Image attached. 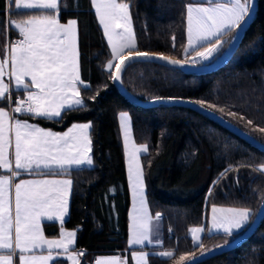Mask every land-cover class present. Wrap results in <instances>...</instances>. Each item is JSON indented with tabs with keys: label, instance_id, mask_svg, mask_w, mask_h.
Here are the masks:
<instances>
[{
	"label": "trees",
	"instance_id": "trees-1",
	"mask_svg": "<svg viewBox=\"0 0 264 264\" xmlns=\"http://www.w3.org/2000/svg\"><path fill=\"white\" fill-rule=\"evenodd\" d=\"M119 1L129 4L140 51L188 63L184 54L186 7L206 0ZM66 2L67 9L60 6L59 21H77L80 78L89 85L80 88L86 108L62 113L59 122L22 118L59 132L74 123L92 125L94 166L65 174L72 181V195L63 227L77 233L75 251L83 253L79 264H93L101 256H122L127 250L130 195L117 121L120 112L130 115L134 141L147 147L141 156L146 201L152 216L161 215L163 249L173 253L171 258L149 255L148 264H182L236 238L238 235L205 233L194 243L188 231L206 228L212 206L246 208L253 218L264 197V174L259 170L264 166V154L189 110L167 106L145 110L128 104L113 87L112 72L107 70L111 55L90 0ZM5 8V0H0V51L6 42ZM13 17L26 19L27 15ZM233 34L230 31L220 39L222 52ZM122 85L141 100L177 98L198 103L264 145V0H258L253 22L233 57L217 71L190 76L137 63L125 71ZM6 106L5 100L0 101V107ZM43 228L49 237L58 234L57 224H44ZM52 264L67 262L55 260ZM201 264H264V219L238 248Z\"/></svg>",
	"mask_w": 264,
	"mask_h": 264
},
{
	"label": "snow or ice",
	"instance_id": "snow-or-ice-1",
	"mask_svg": "<svg viewBox=\"0 0 264 264\" xmlns=\"http://www.w3.org/2000/svg\"><path fill=\"white\" fill-rule=\"evenodd\" d=\"M91 3L104 27L112 55L120 62L114 65L110 61L107 64L109 70L114 67L120 69L125 61L130 65L133 53L137 58H150L147 52L137 48L128 3L117 0H91ZM207 3L210 6L186 7L188 42L185 51L195 50L200 57V60H191L192 64L208 60L219 50L222 35L239 28L245 17L254 12L252 0H228L227 3L215 4L207 0ZM9 5L17 10V15H27V19L10 20L7 16ZM60 5L67 9L66 0H6L5 23L18 30L22 39L15 45H9L6 56L0 59V100L11 101L9 83L4 81L6 74L10 81L14 80L17 89L27 91V99H18L10 111L0 108V170L9 173L0 175V264H14V258H18L20 264H49L53 259L52 250L62 249L68 253L69 245L73 244L76 236L74 231L63 230L65 217L69 213L72 181L42 179L14 182L21 171L32 174L41 170L40 174L43 175V170H47L48 175L56 176L66 174L73 167L79 168L85 164L91 166L93 163L89 155L92 150L90 123H74L61 134L22 121L14 115L59 122L62 113L66 115L69 111L86 108L80 97V87L89 85H85L80 78L77 21L72 19L66 24L60 23ZM118 28L122 31L117 32ZM0 31H3L2 25ZM159 59L183 67L180 60L164 56ZM115 79L120 81L121 75H115ZM33 88L38 91H32ZM120 120L122 124L127 121V114L121 113ZM127 136L125 127L126 141ZM10 148L14 149L11 158ZM145 150L146 147L137 151ZM129 179L134 199L130 244L143 247L146 243H153V216L146 205L143 172L139 162L133 171L130 161ZM137 196L138 207L135 204ZM211 213L212 229L223 230L227 235H232L233 230L243 229L250 216L246 208L212 207ZM160 218L161 215L157 213L155 220L159 221ZM42 219L58 221L63 239H46L41 228ZM190 231L193 239L199 243L197 234L204 229L194 227ZM37 249H47L49 255L34 254ZM159 255L171 258L173 253L164 251ZM147 256V252L141 251L134 259L137 264H148ZM68 258L72 264H78L75 257ZM97 264H126V261L115 257L99 260Z\"/></svg>",
	"mask_w": 264,
	"mask_h": 264
},
{
	"label": "water",
	"instance_id": "water-1",
	"mask_svg": "<svg viewBox=\"0 0 264 264\" xmlns=\"http://www.w3.org/2000/svg\"><path fill=\"white\" fill-rule=\"evenodd\" d=\"M253 6H254V12H250L248 16L245 17V21L241 23V26L235 30L234 36L231 39L229 45L223 52L219 58H217L215 61H213L211 64L206 66H194L187 62H183V67L181 66H173L169 63H167L165 60L159 59L160 56H164L169 59L173 60H179L174 57L166 56L159 53H153V52H147L149 54L150 58H137L135 57L133 53L132 57V63L128 65L127 61H125V65H121L120 69L114 68L113 74H112V84L114 89L117 91V93L131 106L139 108V109H153L157 108L159 106H167V107H176L181 109H186L191 112H194L207 120L211 121L215 125L221 127L228 133L234 135L239 140L243 141L253 149L261 152L264 154V145L251 137L246 132L242 131L232 123L228 122L221 116L217 115L213 111L209 110L208 108L195 103L190 100L186 99H177V98H156V99H150V100H141L136 98L134 95H132L130 92H128L122 85V76L125 73V71L132 65L137 63H151L155 65L164 66L167 68H171L174 70H177L185 75L190 76H202L211 74L218 69L222 68L224 65H226L230 59L233 57L234 53L236 52L237 48L239 47L246 31L250 27L251 23L253 22L254 15L257 10L258 6V0H252ZM181 61V60H180ZM120 62L117 61L116 64H119ZM120 74L121 80L116 81L115 75ZM264 219V197L256 211V214L254 215L253 219L251 220L248 227L239 234L236 238L231 240L230 242L226 244H222L219 246H216L214 248H211L195 257L190 258L186 262L182 264H201L205 261H208L212 258L218 257L222 254H225L229 251H232L236 248H238L240 245H242L244 242H246L250 237H252L255 232L259 229L262 221Z\"/></svg>",
	"mask_w": 264,
	"mask_h": 264
},
{
	"label": "crops",
	"instance_id": "crops-1",
	"mask_svg": "<svg viewBox=\"0 0 264 264\" xmlns=\"http://www.w3.org/2000/svg\"><path fill=\"white\" fill-rule=\"evenodd\" d=\"M63 7V5H60ZM5 7H6V0H5ZM9 8V11L7 13V16L10 20H22V19H16L13 17L14 14H17V10L13 7V6H8ZM60 9V8H59ZM25 11H30V10H25ZM94 12V11H93ZM95 14V13H94ZM59 15V13H58ZM96 17V16H95ZM27 19V18H26ZM68 22V21H67ZM66 22V23H67ZM61 23V22H60ZM66 23H62V24H66ZM13 33V34H12ZM11 34L14 36V37H20L18 35V30H16L14 27H11L10 25L6 24V42H5V46L4 48L0 51V59L4 58L6 56V52L8 50V47H9V44H8V41H9V37L11 36ZM22 38V37H20ZM77 39H78V31H77ZM78 44V42H77ZM9 70H10V65H9ZM80 71V69H79ZM4 81L6 83H9V87H10V90H11V97L12 98H18V99H27V91L23 90V89H17L15 87V83H14V80L13 81H10L9 80V77L8 75L6 74L5 77H4ZM85 85H87L86 83H84ZM83 87V86H81ZM80 87V88H81ZM32 91H38V89H31ZM0 101H4V100H0ZM7 102V106L6 107H0V108H4L5 110H8L10 111L11 108H14V107H10L9 104H8V100H5ZM10 114H12L10 112ZM16 116V118H19L21 119L22 121H27L28 123H31V124H34L24 118H22V115L21 114H14ZM37 125V124H35ZM73 125V124H72ZM72 125H70L68 128H66L64 131H55V130H51V129H46V130H50V131H53V132H56V133H64L66 132ZM40 127V126H39ZM13 148H10L9 149V155H10V158L12 157V152H13ZM77 167H73L72 169H75ZM71 170V169H70ZM40 171L41 170H36L35 172H33L32 174H29L27 172H23L21 171V174L18 178H16V180L14 182H18L19 180H42V179H70L68 176H66L65 174H57L56 176H51V175H48L47 174V170H43L45 174L41 175L40 174ZM0 175H9V173H7L5 170H0ZM71 180V179H70ZM129 190V189H128ZM71 195H72V187H71V192H70V195H69V210H70V201H71ZM145 196V194H144ZM145 200H146V196H145ZM146 205H147V201H146ZM139 206V205H138ZM129 207H131V201H130V204H129ZM213 207H217V208H229V207H219V206H213ZM147 208H148V205H147ZM211 209L212 207L209 209L208 211V216H207V220H206V228L204 226H198V227H195V228H202L204 229V231L202 233H198L197 235L200 237V240L202 239L203 235L205 233H207L208 235H213V234H218V235H227L226 233L223 232V230H220V231H216V230H213L212 229V213H211ZM148 211H149V208H148ZM130 212V209H128V213ZM250 212V211H249ZM150 213V212H149ZM129 215V214H128ZM68 216H69V213L68 215L65 217V221L68 219ZM251 212H250V216H249V221L248 223L245 225V227L243 229H240L239 231H236V230H233V234L232 235H227V236H233V235H239L241 234L247 227L248 225L250 224L251 222ZM155 221V216H153V221ZM44 224H57L59 226V230H58V234L54 237H49L45 234L44 232ZM159 224V223H157ZM41 228H42V231H43V234H44V237L48 240H61L63 239V237L61 236V228H60V225H59V222H52V221H46L44 219L41 220ZM194 228V227H192ZM189 229L188 231V236L189 238L192 240V242L194 243H197L194 239H193V235L191 233V229ZM63 230L64 231H68V232H72L74 230H68V229H65L63 227ZM160 230V228H159ZM161 231H162V223H161ZM76 233V231H74ZM129 236V235H128ZM76 238H77V233H76V236L74 238V242L73 244L69 245V249L70 251L68 253H64L62 249H53L51 254L53 256V259L49 261V264H52L55 260H64L67 262V264H72V260H70L68 257L69 256H73L76 258V260L78 261V264H79V261H80V258L82 255H78V253H82L81 251H75V247H76ZM129 237L127 238V241H128ZM159 243H157V241H153L151 245V247H155L157 250H160V251H167V249H163V232H162V239H161V242L160 240H158ZM137 249H142V248H137ZM34 254L36 255H49V252L47 249L41 251L39 249L35 250ZM27 255V254H26ZM115 257H118L120 258L121 260H124L126 261V264H133L132 263V260H131V257H130V249H128V246H127V250L123 253L122 256H119V255H113V256H101V257H98L96 258V260L94 261L93 264H97V261L99 260H102V259H110V258H115ZM14 264H20V262L18 261V258H14Z\"/></svg>",
	"mask_w": 264,
	"mask_h": 264
},
{
	"label": "rangeland",
	"instance_id": "rangeland-1",
	"mask_svg": "<svg viewBox=\"0 0 264 264\" xmlns=\"http://www.w3.org/2000/svg\"><path fill=\"white\" fill-rule=\"evenodd\" d=\"M207 1V0H206ZM117 2H120L119 0H117ZM228 0H212V3L215 4V3H227ZM243 2V0H242ZM90 3H91V0H90ZM189 5H203L205 7L207 6H210L208 3H205V4H189ZM188 6V5H187ZM91 8L92 10L94 11L95 13V16H96V21L98 23V26L100 27L101 31H102V34H103V37H104V41L106 43V46L109 50V53L111 55V62H113V64L115 65L117 63V60L114 59L113 55H112V52H111V46L109 45L108 43V38L107 36L105 35V32H104V27L103 25L99 22V16L98 14L96 13V10H95V6L91 3ZM58 19H59V15H58ZM131 21H132V18H131ZM132 29H133V23H132ZM187 29H188V23H187V13H186V46H185V49L187 48ZM235 29H232L230 31H234L235 33ZM117 32H120L122 31V29L118 28L116 29ZM228 31V32H230ZM133 32H134V29H133ZM227 32V33H228ZM225 34L222 35V37L224 36ZM135 36V34H134ZM234 36V34H233ZM233 36L231 37V39L233 38ZM231 39L229 40L228 42V45L231 41ZM77 42H78V39H77ZM136 43V41H135ZM222 41L220 40V44H219V50L214 52L212 54V56L208 59V60H203L201 61L200 63H197V64H192L191 63V60L193 59H196V60H200V57L196 54V51L195 50H190L188 52H184V54L186 55L187 57V61L189 64L191 65H194V66H206V65H209L211 64L213 61H215L217 58H219V56H221L223 54V51L222 52ZM227 45V46H228ZM77 47H78V44H77ZM227 48V47H226ZM225 48V49H226ZM201 51H203V49L201 48L200 49ZM127 51V50H126ZM115 68V67H114ZM114 68L112 70H109L107 68L108 71H111L112 74H113V71H114ZM16 106V105H15ZM14 106V107H15ZM121 113H125L127 114V117H128V120L125 121L123 124L120 120V114ZM19 115V114H18ZM117 121H118V127H119V133H120V140H121V144H122V150H123V157H124V163H125V170H126V177H127V184H128V189H129V195H130V201H131V207H129L130 209V212L128 213L129 215L127 216L128 218V241H127V246H128V249H130V257H131V260H132V263L133 264H137V261L134 259L135 255L141 251H144V252H147L148 253V256L149 255H154V256H159V257H162V258H166V257H163L161 255H159L160 252H163V251H160V250H157L155 247H151L150 244H145L143 247L141 246H132L130 244V238H131V224H132V215H133V208H134V199H133V194H132V187H131V181L129 179V163L131 161V165H132V168H133V171H135V167H136V164L137 162H139V165L141 167V170L143 172V169H142V164H141V156L143 154H145L147 152V147L145 145H141V144H137L135 141H134V138H133V134H132V128H131V118H130V115L128 112H120L117 116ZM80 124H83V123H80ZM125 127H127V132H128V136H127V141L125 140ZM90 131V130H89ZM90 136V135H89ZM146 147V150L145 151H137L138 149H141V148H144ZM89 155L92 157V154L89 153ZM93 160V159H92ZM94 166V163H92L91 166L89 165H83L81 167H85V168H91ZM259 170L261 173L264 174V166H261L259 167ZM143 180H144V174H143ZM144 194H145V182H144ZM135 204L136 206L138 207L139 205V197L137 196L136 200H135ZM213 207V206H212ZM211 208V207H210ZM209 208V209H210ZM250 211V210H249ZM251 212V211H250ZM256 214V212H255ZM251 215H252V212H251ZM254 217V216H253ZM253 218L251 217V220ZM159 223V224H157ZM152 225H153V241H158L160 240L161 242V239H162V231H161V221H157L155 220L154 222H152ZM160 228V230H159ZM169 232H171V230H169ZM168 236H169V233H168ZM170 237V236H169ZM137 248H142V249H137ZM169 251V250H167ZM148 256H147V261H148Z\"/></svg>",
	"mask_w": 264,
	"mask_h": 264
},
{
	"label": "built area",
	"instance_id": "built-area-1",
	"mask_svg": "<svg viewBox=\"0 0 264 264\" xmlns=\"http://www.w3.org/2000/svg\"><path fill=\"white\" fill-rule=\"evenodd\" d=\"M19 39H22V38H20V37L10 36V37H9L8 44H9V45H15L16 42H17ZM17 100H18V98H12V97H11V101H8L9 106H10V107H14V106L16 105L15 102H16ZM23 100H26V99H23ZM171 235H172V232H169V236H171Z\"/></svg>",
	"mask_w": 264,
	"mask_h": 264
}]
</instances>
